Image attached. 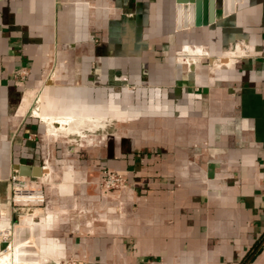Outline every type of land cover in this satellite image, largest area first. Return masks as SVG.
<instances>
[{
    "label": "crops",
    "instance_id": "obj_1",
    "mask_svg": "<svg viewBox=\"0 0 264 264\" xmlns=\"http://www.w3.org/2000/svg\"><path fill=\"white\" fill-rule=\"evenodd\" d=\"M186 1L0 0V226L34 251L9 262L264 264V0Z\"/></svg>",
    "mask_w": 264,
    "mask_h": 264
},
{
    "label": "built area",
    "instance_id": "obj_2",
    "mask_svg": "<svg viewBox=\"0 0 264 264\" xmlns=\"http://www.w3.org/2000/svg\"><path fill=\"white\" fill-rule=\"evenodd\" d=\"M202 50V48H200ZM195 52H199L195 49ZM203 56L207 55V52L204 50L201 51ZM183 61V60H182ZM26 76L25 71H21L18 73V77L20 79H24ZM35 104H38V100L35 101ZM36 109V108H34ZM30 116L33 117V110L29 113ZM36 119V118H35ZM28 138H31L29 136ZM9 183L11 189V203L17 209L21 211H27L30 207H37L43 204L44 195L43 191L39 188V186L32 181L31 179H26L19 175L17 172H12L9 176ZM126 185L125 178L116 172H107L103 179L100 182V186L103 189L104 193L108 195L113 191H117ZM21 242L22 249L24 250L22 258L32 259L34 261V251L29 248L28 241L26 239L21 238L20 240L15 239L13 231L11 230L9 225H1L0 226V256L12 255L10 260L13 261V251L16 242ZM6 264H14L12 262ZM64 264H92L84 261H75L68 260L65 261Z\"/></svg>",
    "mask_w": 264,
    "mask_h": 264
},
{
    "label": "bare ground",
    "instance_id": "obj_3",
    "mask_svg": "<svg viewBox=\"0 0 264 264\" xmlns=\"http://www.w3.org/2000/svg\"><path fill=\"white\" fill-rule=\"evenodd\" d=\"M198 51H199L197 52L198 54L202 53L201 50H198ZM200 55H203V54H200ZM57 109L58 108L56 107V105H52L46 99L42 98L41 100H39L38 106L36 110L34 111V114L36 117L40 118V120H42L43 123H47L49 127H53L55 128V130L65 131L73 125L74 119L71 116H63L59 118H54L52 114L48 113L50 111H58L59 109L58 110ZM35 116L33 115V117ZM9 260H10L9 256L6 254L0 256V264L9 263Z\"/></svg>",
    "mask_w": 264,
    "mask_h": 264
},
{
    "label": "rangeland",
    "instance_id": "obj_4",
    "mask_svg": "<svg viewBox=\"0 0 264 264\" xmlns=\"http://www.w3.org/2000/svg\"><path fill=\"white\" fill-rule=\"evenodd\" d=\"M39 100V99H38ZM36 101V100H35ZM37 106H38V104H35V102L33 103V105H32V107H31V111L33 110V115L35 116V114H34V111L36 110V109H34V108H37ZM30 111V112H31ZM29 112V113H30ZM54 118H59V117H63V116H61V115H57V116H55V115H52ZM36 117V116H35ZM37 119V121H38V123H39V125H41V127L43 128V130H45V131H47L48 130V125H47V123H43L42 122V120H40V118H38V117H36ZM73 119H74V121H73V125L70 127V128H68L67 130H65V131H62V130H58L56 133H53V135H55V136H57V137H69V138H77L78 136H80V134H81V131L82 130H80V132H78V129L76 128L77 127V125L79 124V123H81V120H77L76 118H74V117H72ZM47 133H50V132H47ZM82 133H84V134H88V133H86V132H82ZM90 134V133H89ZM88 134V135H89ZM51 135H52V133H51Z\"/></svg>",
    "mask_w": 264,
    "mask_h": 264
},
{
    "label": "water",
    "instance_id": "obj_5",
    "mask_svg": "<svg viewBox=\"0 0 264 264\" xmlns=\"http://www.w3.org/2000/svg\"><path fill=\"white\" fill-rule=\"evenodd\" d=\"M199 0H187L186 1V3H188V4H190V7H183V13L185 14V12L187 13V10L189 9L190 10V12H191V10H192V7L194 8V5L197 7L198 5H199ZM185 3V4H186ZM196 26H198V25H206L207 24V21H205V20H203V21H201V22H199L197 19H196V21H195V23H194ZM189 25L191 26V21H190V23H189Z\"/></svg>",
    "mask_w": 264,
    "mask_h": 264
}]
</instances>
